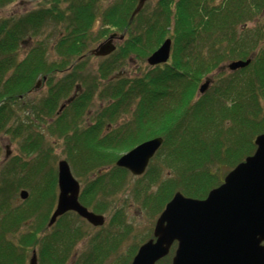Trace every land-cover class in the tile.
<instances>
[{
	"label": "trees",
	"instance_id": "obj_1",
	"mask_svg": "<svg viewBox=\"0 0 264 264\" xmlns=\"http://www.w3.org/2000/svg\"><path fill=\"white\" fill-rule=\"evenodd\" d=\"M22 1L33 5L0 15V161L2 139L10 136L20 146L0 168V264H29L33 252L38 264H131L139 247L120 251L131 237L121 210L82 253L77 244L89 240L83 219L67 213L49 228L58 197L54 142L73 167L80 154L88 162L78 176L98 172L80 193L81 203L96 213L129 190L152 216L176 192L206 199L225 171L254 154L264 134V0H161L146 3L134 18L139 0L105 6L104 0H0V10ZM50 24L60 29L52 46L40 41ZM112 33L125 38L113 55L92 57L94 42ZM167 39L168 62L147 66ZM26 44L30 48L20 55ZM131 60L144 68L128 76ZM247 60V68L220 71ZM159 137L160 175L151 167L148 176L161 184L151 198L150 184L129 188L132 176L115 163ZM24 189L29 199L18 202ZM174 251L158 264H170Z\"/></svg>",
	"mask_w": 264,
	"mask_h": 264
},
{
	"label": "water",
	"instance_id": "obj_2",
	"mask_svg": "<svg viewBox=\"0 0 264 264\" xmlns=\"http://www.w3.org/2000/svg\"><path fill=\"white\" fill-rule=\"evenodd\" d=\"M151 1L160 0H139L132 18ZM115 37L112 34L94 49V54L98 57L111 55L116 49ZM170 50L171 40L167 39L149 56L147 63L150 66L165 64ZM250 63V60L237 61L226 69L237 71ZM209 85L207 80L199 92H206ZM255 143L254 155L227 174L224 183L213 189L207 199H190L177 192L158 218L155 240L139 248L132 264H156L170 253L175 241L178 246L173 264H264V134L258 136ZM162 144V138L139 144L120 156L116 166L140 176ZM58 184L59 196L48 223L50 228L71 211L95 227L105 224V216L90 212L79 203L80 183L64 160L58 162ZM20 197L25 201L29 194L23 190ZM29 264H38L35 252Z\"/></svg>",
	"mask_w": 264,
	"mask_h": 264
},
{
	"label": "rangeland",
	"instance_id": "obj_3",
	"mask_svg": "<svg viewBox=\"0 0 264 264\" xmlns=\"http://www.w3.org/2000/svg\"><path fill=\"white\" fill-rule=\"evenodd\" d=\"M107 1L108 0H104L103 6H105V3H106V5L108 4ZM29 5L32 6L33 3L28 2V1L18 2L17 4L10 6L7 10H0V15L7 14L6 11L9 13V11H11V10L16 12L21 7L26 8V7H29ZM59 30H60L59 28H56L53 25L51 26V24L47 25L42 31L44 34L41 36L40 41L43 40L44 42H48V46L49 45L50 46L55 45L57 42L58 36L60 34ZM118 42L120 43L121 41H118ZM98 43L99 42H94V45H96V44L98 45ZM27 45L28 44L25 45L26 50L22 49V51L19 52L20 55L25 54V52L28 50V48H30V47H27ZM96 64H97V62H93L90 64V67L92 69H94ZM146 65H147V63H146ZM125 68H126L125 73H127V75L130 76V75H134V73H138L139 70L142 71V69L144 67L139 65V64H136L135 61L131 60V61H129V64L127 66H125ZM30 99H31V101L33 100L32 97L29 98L28 100H30ZM97 106H98V104H96V107ZM19 108L20 107L16 108L17 111H19ZM47 129H48V127H46L45 131H47ZM7 136H9V135H7ZM9 138H10V136H9ZM9 138L5 137V139H2L3 140L2 146L4 147V149L2 151L3 155H2V159L0 161V168L4 163H7V161H9L14 156H17L18 152H20L19 151L20 146L18 145L19 142L17 140L14 141L12 138L11 139L12 143H11L9 141L10 140ZM58 142H60V141L57 140L56 142H54L55 154L60 156L59 160L65 159V158H62L63 157L62 156L63 150L61 149V146H60V144H58ZM7 151H9L8 155H6ZM83 159H84L83 155L80 154L78 159L74 162V167H73V164H71V162L68 161V163L71 166V170L77 176L76 178L81 183L82 188H84L85 186L90 184V182L98 176L97 171L94 174L93 173H89L86 175L83 174V176H82L83 172L82 173L80 172L81 176H78V174L76 172H79V170L81 171V168L84 169L88 163V162H83ZM117 160H116V163L118 162ZM116 163H115V166H116ZM156 163H159V161L153 160L152 163L148 167L149 170H147L146 173L140 177H135V176L131 175L132 176L130 178L131 186L129 188H131V187L133 188L135 186V183L136 184L140 183V185L141 184H150L151 187L148 189L147 192H148L149 196H151V198H152V196H154L159 191L158 186L161 184V182H150V180H149L150 177L148 176L151 167H152V169L158 170L157 176L160 175L159 169L155 165ZM57 167H58V164H57L56 168ZM225 172L228 173L229 171H225ZM163 174L164 175L166 174L165 176H170L171 172L168 171L166 173V170H164ZM155 179L157 180V178H155ZM146 189H147V186L143 189L141 188L140 190L145 191ZM20 192L18 194V198H19L18 202L23 201L19 197ZM57 193H58V191H57ZM46 201H48V199ZM101 201H103V199H101ZM143 202L144 201L142 200V197L138 200L135 199L134 196L132 195L131 190L124 191V192L119 193V195L112 197L109 204L106 205V208L104 209V211L101 212V214L98 213L100 215L105 216V218L107 219V224H108L109 220L111 219L112 215L116 214L118 210H121L126 215V222H128L127 224L131 227V233H130L131 237L123 240L124 243L122 244L121 250H120L122 253H124V251L128 248V246H130V245L134 246V244H136L137 247H139L144 243L145 240H148V239L153 237L154 225L156 223V218L158 217V215L152 216V214H151L152 211L149 210L148 208H146L144 206ZM89 210H92V209H89ZM84 224H86V228H85L86 229V232H85L86 236L85 237H87V235H88L89 240L87 238L85 240H82V242H80L79 244H77L78 246H77L76 250L78 253H82L83 251L90 249V246L88 243L91 240V238L93 237V235H95L97 232H99V229H100V228L94 227L93 225H90L86 222Z\"/></svg>",
	"mask_w": 264,
	"mask_h": 264
},
{
	"label": "flooded vegetation",
	"instance_id": "obj_4",
	"mask_svg": "<svg viewBox=\"0 0 264 264\" xmlns=\"http://www.w3.org/2000/svg\"><path fill=\"white\" fill-rule=\"evenodd\" d=\"M93 50V49H92ZM161 66V65H160ZM205 81V80H204ZM91 114L93 113V112H90Z\"/></svg>",
	"mask_w": 264,
	"mask_h": 264
}]
</instances>
